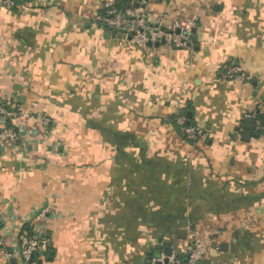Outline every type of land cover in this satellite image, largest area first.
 <instances>
[{"label": "crops", "instance_id": "crops-1", "mask_svg": "<svg viewBox=\"0 0 264 264\" xmlns=\"http://www.w3.org/2000/svg\"><path fill=\"white\" fill-rule=\"evenodd\" d=\"M15 1L0 7V103L50 125L19 123L24 149L0 140L7 243L47 208L42 264H147L192 242L209 264H264V133L243 124L264 123V0ZM105 1L165 28L195 16L190 49L107 35Z\"/></svg>", "mask_w": 264, "mask_h": 264}, {"label": "built area", "instance_id": "built-area-1", "mask_svg": "<svg viewBox=\"0 0 264 264\" xmlns=\"http://www.w3.org/2000/svg\"><path fill=\"white\" fill-rule=\"evenodd\" d=\"M0 7L7 10H22L20 3L15 0H0ZM103 15L99 18L100 26L103 29H112L121 35L125 40L134 43L138 47L166 45L172 49H190L191 35L195 29L196 17L193 16L183 27H163L159 19L152 20L151 14L144 8L133 7L125 11L117 9L114 1H105L102 5ZM225 79L229 81L250 82L239 68H229L225 72ZM255 121V129L258 133H264V123L257 121L254 115H251ZM249 116V117H251ZM175 125L180 133L190 143L197 142L202 135L200 128L196 126L185 125L186 119L178 110L175 114ZM37 121L40 126L47 128L50 121L46 117L27 113L18 105L7 106L0 103V140L7 142L16 149H24L26 144L24 138L27 136L25 126L19 123H29ZM49 210H42L37 216L27 217L24 220L19 235L13 243H7L2 236L3 222L0 216V257L3 264H42L48 248V237L44 232V228L40 227L44 224ZM43 221L40 226L38 222ZM37 222V223H36ZM44 227V225H42ZM30 229V234L27 229ZM209 249L202 242L188 243L185 252L172 253L167 257L158 259H150L147 264H202ZM181 256L184 260L178 259Z\"/></svg>", "mask_w": 264, "mask_h": 264}, {"label": "water", "instance_id": "water-1", "mask_svg": "<svg viewBox=\"0 0 264 264\" xmlns=\"http://www.w3.org/2000/svg\"><path fill=\"white\" fill-rule=\"evenodd\" d=\"M107 35H111V36H117V38H122L121 35L119 33H117L115 30H112V29H108L107 31ZM191 39L193 40L194 37H191ZM243 124L245 126H247V129L249 131H253L254 127H255V121L254 120H251V119H245L243 121ZM170 253L167 252V256H169ZM49 255L51 256L52 253H49ZM50 259V258H49ZM202 264H209L208 261H204Z\"/></svg>", "mask_w": 264, "mask_h": 264}, {"label": "trees", "instance_id": "trees-1", "mask_svg": "<svg viewBox=\"0 0 264 264\" xmlns=\"http://www.w3.org/2000/svg\"><path fill=\"white\" fill-rule=\"evenodd\" d=\"M123 5H124V2H120V3H116V7H117V9H119V10H122L123 9ZM103 15V14H102ZM182 113V112H181ZM182 115L185 117V115L182 113ZM170 122H171V124H172V126H174L175 125V117H173V118H170ZM185 125L187 126V125H189V123L186 121V123H185ZM175 127H176V129L179 131V129H178V127L175 125ZM180 132V131H179ZM184 137V136H183ZM185 139V138H184ZM27 229V232H29V234H30V229L29 228H26ZM48 255V253L46 252V254H45V258H46V256ZM154 256H150L149 258H147V260H150V259H152ZM178 259H180V260H184V258L183 257H181V256H179L178 257Z\"/></svg>", "mask_w": 264, "mask_h": 264}, {"label": "rangeland", "instance_id": "rangeland-1", "mask_svg": "<svg viewBox=\"0 0 264 264\" xmlns=\"http://www.w3.org/2000/svg\"><path fill=\"white\" fill-rule=\"evenodd\" d=\"M45 259H43V261H44Z\"/></svg>", "mask_w": 264, "mask_h": 264}]
</instances>
